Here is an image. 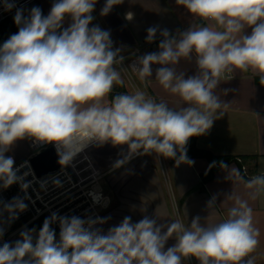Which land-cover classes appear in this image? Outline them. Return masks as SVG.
<instances>
[{"label":"clouds","instance_id":"9594fccd","mask_svg":"<svg viewBox=\"0 0 264 264\" xmlns=\"http://www.w3.org/2000/svg\"><path fill=\"white\" fill-rule=\"evenodd\" d=\"M96 3L53 0L47 15L38 6L26 15L15 0H3L5 11L16 9L18 31L0 45V188L19 183L26 193L29 187L27 173L18 175L25 165L16 167L14 157L6 155L24 139L52 145L61 165L90 146L108 143L126 146L116 167L153 153L177 165L191 164L189 139L205 134L224 115L219 111L224 102L215 93L221 75L251 71L264 85V0H176L200 23L175 35L157 26L147 29V42H154L158 32L162 37L159 50L139 56L131 68L141 81L154 75L183 102L179 109L141 90L112 95L114 86L123 84L125 57L122 48L113 47L110 31L93 25ZM121 3L105 0L100 15ZM181 59H194L196 74H177L173 66ZM244 183L255 200L264 191V174ZM227 199L235 201L227 218L212 224L199 216L187 226L179 219L157 224L148 215L138 222L125 216L105 232L98 225L109 218L53 213L38 231L25 227L18 239L0 244V264H183L193 257L199 264H255L250 254L259 230L253 226V209L240 196ZM215 205L213 196L207 208ZM26 208L20 197L0 201V217L6 213L14 221ZM4 234L0 227V239ZM173 238L175 243L166 247Z\"/></svg>","mask_w":264,"mask_h":264},{"label":"crops","instance_id":"0c3cea01","mask_svg":"<svg viewBox=\"0 0 264 264\" xmlns=\"http://www.w3.org/2000/svg\"><path fill=\"white\" fill-rule=\"evenodd\" d=\"M52 3L53 0H34L23 8L38 6L47 15ZM104 3L105 0H97L92 23L110 31L111 39L122 48L124 55H128L133 47L141 48L140 56L159 50L158 44L162 37L158 32L154 42H147L149 27L168 29L175 35L178 31L187 30L191 24L200 23L185 8L178 6L176 0H123L108 15L101 16ZM129 13L132 14L130 20L127 18ZM69 22L66 20L65 26ZM0 30L2 31L1 28ZM246 31L250 33L251 29ZM2 32L7 34L17 30ZM156 67L158 65L153 66L154 72ZM173 67L177 74L185 73L186 78L198 71L194 59H181ZM135 78L146 97L165 102L174 109L181 107L183 102L180 98L163 89L154 75L145 81H141L138 74ZM220 81L215 93L224 102L219 110L224 115L215 119L205 134L195 136L194 146L213 157H245L247 160L244 165L250 177L264 174V85L260 84L259 77L251 71L225 72ZM105 102H110L109 97L105 98ZM123 151H126V146L113 147L110 143L99 147L90 146L71 162L79 161L76 164L79 166L85 163L82 160L85 157L100 180H105L108 190L106 195L110 203L102 211V218L109 219L98 227L106 232L111 226L119 224L125 216L138 222L144 215L155 218L157 224L179 219L187 226L196 216L204 224L217 223L227 218L228 209L235 203L227 198L233 194L248 200L253 209V226L259 230V243L250 255L255 258V264H264V191L255 200L249 198L250 190L245 187L244 182L250 178L241 174L239 165L228 163L227 168L222 166L216 169L212 178L204 183L201 177L210 169L206 159L187 156L193 163L177 165L174 159L161 156V167L157 155L153 153L134 157L125 165L116 167V161L123 158ZM29 155L23 153L15 159L22 160ZM213 196L216 197V205L208 209L207 202ZM174 243L175 239H170L166 247ZM183 264H199V261L193 257L185 259Z\"/></svg>","mask_w":264,"mask_h":264},{"label":"built area","instance_id":"2783aa9c","mask_svg":"<svg viewBox=\"0 0 264 264\" xmlns=\"http://www.w3.org/2000/svg\"><path fill=\"white\" fill-rule=\"evenodd\" d=\"M33 1L34 0H15V3L17 7H24ZM15 11V8L10 12L5 11L3 8V0H0V24ZM13 33L15 32L6 34L0 30V45H2L3 42ZM112 41L113 47L118 48L117 42L114 39H112ZM140 54V47H133L128 55L122 54L125 57V60L122 65L123 70L121 73L134 91L139 90L133 80V77L138 73L131 68V65L136 62ZM116 67L118 70H121L120 65H116ZM49 146L52 145L34 144L32 140H29L28 147L31 151H34V153H31L27 158L22 160L15 159L16 167L25 165V167L20 169L18 175L23 176L27 173L24 177L25 182L29 183L26 193L21 190L19 183L13 184L8 189L0 188V201L10 202L13 197H20L27 205L25 211L18 213V217L14 221L9 222L7 220V214H4L7 223L5 225L0 223V227L5 229V234L3 238L0 239V244L4 241L11 242L13 236L19 230H22L25 227L27 228L39 220H45L53 213L60 216L76 215L82 218L99 217L103 219L102 211L108 208L110 203L109 197L103 193L99 185L100 176L96 175L94 168L85 157L82 160H85L84 162H86L87 165L77 172L74 168L77 163H74V166L70 163L68 165L60 164V167L56 171L41 178L35 176L28 160L35 153ZM156 155L160 166L163 167L162 157L158 154ZM57 157L59 160L58 155ZM233 163L239 165L240 172L245 178H251L247 174L246 166L242 163L240 158H235ZM214 167L217 168L218 166L214 164ZM86 171H89V174L82 175V173H85ZM13 227L15 228L13 229ZM53 228H55L58 237V224L53 225Z\"/></svg>","mask_w":264,"mask_h":264},{"label":"rangeland","instance_id":"374dc122","mask_svg":"<svg viewBox=\"0 0 264 264\" xmlns=\"http://www.w3.org/2000/svg\"><path fill=\"white\" fill-rule=\"evenodd\" d=\"M26 10V12H25V14L27 15V10H30V9H25ZM14 15H15V13L14 14H12L10 17H9V19L7 20V21H5V22H2L1 24H0V28L2 29V31H6L7 32V30L9 31V30H17L18 31V28H17V26L15 25V23H14V20H13V17H14ZM118 69V68H117ZM121 76H122V78H123V84L122 85H119V84H117V85H115L114 86V89H113V93H112V95H115V94H118L117 92V89L119 88V86H122L123 87V92H120L119 91V93H134L135 91L130 87V85L127 83V81H126V79L123 77V75H122V73H121ZM133 80H134V82H135V84H136V86H137V88L139 89V90H141L142 91V87H141V85H140V83L137 81V79L135 78V77H133ZM114 90H116V91H114ZM30 139H24V140H19V141H17L16 142V144L12 147V149L10 150V152L9 153H7L6 155H11V156H13L14 157V159H15V157H17V156H19V155H21V154H23V153H29V154H31V153H34V151H31L30 149H29V147H28V141H29ZM92 155H91V161H93L92 160ZM17 160V159H16ZM78 162L79 161H76V160H74L73 161V163L72 164H74V163H77L78 164ZM89 162V161H88ZM87 165V163L85 162V163H82V164H80L79 166L78 165H76L74 168H75V170H76V172L78 171V170H81V169H83L85 166ZM75 173V172H74ZM87 174H89V171H86L85 173H82V175H87ZM99 185H100V187H101V189H102V191H103V193L106 195V194H108V190H107V186H106V183H105V180H100L99 181ZM0 223H2V224H6L7 223V220H6V218H5V215H3V217H0ZM15 227H13V229H14ZM28 229H32V228H34L33 226H28L27 227ZM37 231H38V229H36ZM21 230H19L14 236H13V238H12V241H15L16 239H18L19 238V232H20Z\"/></svg>","mask_w":264,"mask_h":264},{"label":"trees","instance_id":"16d2710c","mask_svg":"<svg viewBox=\"0 0 264 264\" xmlns=\"http://www.w3.org/2000/svg\"><path fill=\"white\" fill-rule=\"evenodd\" d=\"M116 91V90H114ZM117 93L123 92V87L119 86V88L117 89ZM109 101H110V97H109ZM194 141H195V136L191 137L189 139L188 144L186 145L187 148V156L189 158H203L206 159L209 164H210V169L209 171L206 173V175L201 177V181L202 182H207L208 180H210L213 176V173L216 169L222 167L223 165L221 164V162H223L224 164H228V163H233L235 158L232 157H213L212 155H210L209 153L202 151V150H198L195 148L194 146ZM242 163L244 164L246 162V158L245 157H241L240 158ZM214 164H216L218 167H214ZM44 220H39L36 223L32 224L31 226H33L35 229H40V227H42Z\"/></svg>","mask_w":264,"mask_h":264},{"label":"water","instance_id":"95a60500","mask_svg":"<svg viewBox=\"0 0 264 264\" xmlns=\"http://www.w3.org/2000/svg\"><path fill=\"white\" fill-rule=\"evenodd\" d=\"M28 162L37 178L54 172L60 167V162L52 146L35 153Z\"/></svg>","mask_w":264,"mask_h":264}]
</instances>
